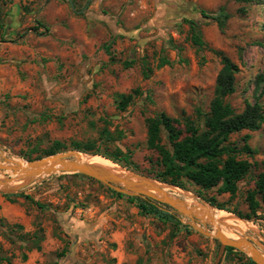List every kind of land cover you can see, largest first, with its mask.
I'll use <instances>...</instances> for the list:
<instances>
[{
	"label": "rangeland",
	"instance_id": "obj_1",
	"mask_svg": "<svg viewBox=\"0 0 264 264\" xmlns=\"http://www.w3.org/2000/svg\"><path fill=\"white\" fill-rule=\"evenodd\" d=\"M72 2L0 0V162L47 156L55 143L64 152L92 142L98 153L118 154L114 163L123 169L154 178L158 154L146 145V119L164 112L201 125L197 111H209L222 67L216 51L239 68L235 92L225 97L236 112L264 85L257 83L264 76V0ZM219 14L227 15L222 27L211 18ZM195 33L201 46L191 40ZM162 58L168 63L158 66ZM121 94L132 95L124 109ZM258 99L264 109V93ZM246 134L254 152L241 155L251 167L234 195L189 181L175 188L195 197L175 195L223 207L232 221L220 229L264 250L259 195L256 214L245 217L247 194L264 171V124L229 142L241 147ZM161 138L167 144L163 129ZM71 174L40 177L13 195L0 191V253L10 258L1 264H252L165 204L150 200L169 216L144 211L135 196Z\"/></svg>",
	"mask_w": 264,
	"mask_h": 264
},
{
	"label": "trees",
	"instance_id": "obj_2",
	"mask_svg": "<svg viewBox=\"0 0 264 264\" xmlns=\"http://www.w3.org/2000/svg\"><path fill=\"white\" fill-rule=\"evenodd\" d=\"M201 14L204 17H210L205 11H201ZM211 18L216 20L218 25L222 27L225 24L227 15L219 14ZM191 40L196 45L201 46L203 44L197 33L192 35ZM216 53L220 56L222 67L215 80L214 95L210 102L209 111H197L202 124H197L188 116L175 119L161 112L146 119V145L158 154L157 165L159 168L153 172V177L156 180L180 188H184V182L189 181L203 189L217 187L218 193L234 195L237 191L238 181L248 173L251 167V163L242 158L241 155H251L254 151L247 143L248 134L244 135V143L241 147L230 143L229 138L231 134L244 129L258 130L264 124V109L258 99L264 93V85L252 103L246 102L243 110L236 112L225 101V97L235 92V74L239 68L222 52L216 51ZM167 63L168 60L162 58L158 66ZM146 70L149 71L150 68ZM261 82H264V76L258 75L257 83ZM131 98V94H121L118 101L119 108L124 109ZM162 129L166 132L167 144L162 142ZM60 147L59 143H55L54 148L47 151L45 155L58 152ZM74 149L94 154L98 153L95 150V144L92 142H75ZM118 152L120 151L118 150ZM98 154L113 162L119 160L118 154ZM71 175L84 176L78 173H72ZM117 194L122 195L121 193ZM12 195L6 196L10 197ZM257 195L264 203V171L259 173L255 188L247 194L246 200L249 213L245 215L246 218H249L251 214L255 215L257 212L259 207ZM24 197L30 199L37 206H41V203L34 201L29 195H24ZM130 198L137 199L140 208L144 211H154L169 216L168 213L159 210L156 204L150 201L151 199ZM37 248L40 247L37 246ZM226 249L235 250L232 247H226ZM62 255H64L63 251ZM26 258V254L22 253V259L25 260ZM2 262L9 263L10 258L0 253V264ZM250 262L254 264L251 260Z\"/></svg>",
	"mask_w": 264,
	"mask_h": 264
},
{
	"label": "water",
	"instance_id": "obj_3",
	"mask_svg": "<svg viewBox=\"0 0 264 264\" xmlns=\"http://www.w3.org/2000/svg\"><path fill=\"white\" fill-rule=\"evenodd\" d=\"M69 3L74 8L72 0H69ZM4 171L10 173L9 175L3 174L0 177V191L5 194H15L40 177L61 172L79 173L124 195L155 200L188 218L190 225L196 231L206 237L216 239L221 249L232 247L246 253L254 264H264V250L257 247L255 240L247 237H229L222 232L219 225H216L214 232L202 228L198 222L205 226H213V219L204 217L200 209L195 205H188L184 198L168 194L160 185L163 182L151 177L134 174L128 170L129 174L116 172L107 166L84 159L80 151L56 152L25 162L4 159L3 162H0V172Z\"/></svg>",
	"mask_w": 264,
	"mask_h": 264
},
{
	"label": "bare ground",
	"instance_id": "obj_4",
	"mask_svg": "<svg viewBox=\"0 0 264 264\" xmlns=\"http://www.w3.org/2000/svg\"><path fill=\"white\" fill-rule=\"evenodd\" d=\"M82 157L84 159H88L92 162H96V163L102 164L104 166H107L116 172L129 174V172L127 170L123 169L119 165L115 164L114 162H112V161H110L104 157H101L98 155H89V154H84V153H82ZM160 185L162 186V188L165 191L167 189L168 192L167 191L166 192L170 195L177 196L175 194H178V195L180 194V195H183L186 197H195L194 195H192L188 192L182 191L178 188H175L174 186H171L169 184L160 183ZM184 200L186 201V203L188 205H195L198 209H200L202 211V213L204 214V217H206V218L211 217L213 219V226L214 227H216V225L217 226L219 225V227H220L223 224H227V223L230 224L232 221L230 215L223 210L215 209L214 207H211L210 205H208L204 202H200L202 205L198 206L196 204H190L186 199H184ZM203 205H205V206H203ZM221 222H223V224H221ZM238 228L241 230L240 226ZM223 233L229 237H232L231 235L227 234L226 232H223Z\"/></svg>",
	"mask_w": 264,
	"mask_h": 264
}]
</instances>
